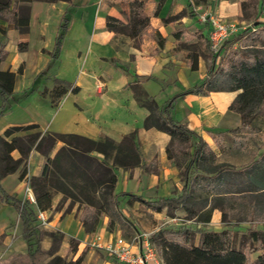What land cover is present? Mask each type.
I'll return each instance as SVG.
<instances>
[{
  "label": "crops",
  "instance_id": "crops-1",
  "mask_svg": "<svg viewBox=\"0 0 264 264\" xmlns=\"http://www.w3.org/2000/svg\"><path fill=\"white\" fill-rule=\"evenodd\" d=\"M137 1L149 21L145 32L133 38L116 36L106 28L107 16L124 24L130 22L132 0H61L55 3L32 0L26 35L15 29H7L5 33L7 56L0 63V69L16 72L22 65V71L15 75L10 108L0 116V135L9 127L37 125L42 133H72L92 140L109 137L118 142L123 135L135 131L141 161L132 168L117 170L114 192L126 191L143 200H153L176 196L183 179H179L174 159L167 157L170 134L153 127L143 128L148 111L137 103L134 89L144 91L161 108L168 99L198 84L206 76L211 63L210 49L202 46L205 40L208 41L209 29L200 14L216 16L238 27L244 24L241 26L244 30L248 28L249 19L243 17L242 9L251 0H208L199 5L192 4L191 0ZM263 15L258 13L255 22ZM64 16L68 22L61 43L62 51L50 74L47 73L50 56L42 50H51ZM6 25L0 20V28ZM19 43H26V49H17ZM192 55L197 58L194 70L190 68ZM39 73L42 75L34 83ZM48 75L51 78L47 79ZM54 79L69 82L77 87L78 92L68 91L52 105L50 98L43 96L41 90L42 87L49 90ZM32 85V92L21 97L24 92H29ZM239 92L221 90L204 95L188 94L177 101L171 116L185 123L189 130L200 136L208 149L214 151L226 144L230 128L240 127L239 115L228 109ZM35 97L41 102L39 107L31 102ZM11 112L18 116L10 118ZM174 140L178 144L181 141ZM189 141L194 144L196 139ZM227 143L240 147L231 140ZM56 149L51 156L59 147ZM38 155V151H31L28 160L33 162ZM11 156L17 159L19 153L13 151ZM37 174L33 171L31 175ZM17 179L15 172L8 174L1 178L0 186L12 194L19 188L14 184ZM124 201L129 200L124 198L120 202ZM213 206L209 211V221L199 222L198 228L216 232L230 228L236 234L250 228L249 222L245 221L238 225L230 222L224 227L221 212ZM211 226V230L208 229ZM98 236L103 242L110 240L101 231ZM194 236L193 244L197 245L200 233ZM263 251L264 248L256 250L255 258Z\"/></svg>",
  "mask_w": 264,
  "mask_h": 264
},
{
  "label": "trees",
  "instance_id": "trees-1",
  "mask_svg": "<svg viewBox=\"0 0 264 264\" xmlns=\"http://www.w3.org/2000/svg\"><path fill=\"white\" fill-rule=\"evenodd\" d=\"M36 1L55 3L61 0ZM191 1L192 4L199 5L207 3L208 0ZM31 2L32 0H0V20L7 24L4 28H0V63L7 55L4 41L7 29H15L19 34L26 35ZM260 2L262 5L264 0H260ZM246 8H243L242 11L244 12ZM130 17V22L124 24L120 20L107 16L106 28L114 32L116 36L139 37L145 32L149 17L143 13L142 6L137 0H132L130 4ZM61 19L53 49L51 51L42 50V53H47L50 56L49 66L56 63L62 48L61 43L68 18L64 16ZM239 40H244L249 44L234 49L227 47L228 44L232 45ZM254 41H260V45ZM17 49L25 50L26 43H19ZM209 57L211 63L206 71V76L198 84L192 85L191 88L168 99L161 108L157 107L144 91L138 90V88L134 89L137 103L148 111L143 122L144 129L153 127L160 131H167L171 136L168 145L174 139H179L182 142L196 139L189 161L181 171L183 180L177 196L143 200L140 196L126 191L118 194L114 192L117 181L115 167L132 168L141 161L139 149L136 146L137 132L135 131L123 135L118 142H115L109 137L92 140L72 133H42L38 130L37 125L9 127L0 135L2 150L0 180L8 174L16 172L26 161L30 152L35 150L45 157L40 173L30 177L33 206L36 211L50 210L53 196L61 194V200L70 199L72 203L84 205L79 219L85 224L91 209L100 212L97 205V194L100 189L113 193V204L116 206L119 205L121 199L127 198L129 201H139L152 210L161 211L169 204L184 203L191 196L192 190L197 188L207 195L217 196L213 207L221 212L223 223L233 222L234 225H238L244 221L264 222V152L238 168L228 163L216 164L205 166L201 173L192 174L196 164L201 160L203 150L206 149L208 154H211L212 150L208 149L200 136L189 130L185 123L178 122L171 116V110L177 101L188 94L204 95L208 92L221 90L233 92L240 90L228 109L239 115L240 128H253L254 121L264 107V22L253 21L251 27L248 26L225 40L220 50L215 54L210 52ZM190 58V68L194 70L197 66V58L195 55ZM21 71L22 65L16 72L0 69V116L10 108L15 75L20 74ZM42 73L35 76L34 83ZM33 85L29 92H24L21 97L31 93ZM68 91L76 93L78 89L67 81L54 79L53 86L49 90L43 89L41 93L43 96H48L50 103L55 105ZM153 109H156L155 117L151 115ZM29 130L36 132L21 134V136L13 135ZM7 137L10 139L6 140ZM231 141L232 143L236 142L239 146L242 145L236 140L231 139ZM57 142H61V146L50 157ZM13 151L19 153L17 159L11 156ZM166 152L167 157L172 158L169 146ZM108 160L111 161V164L108 163ZM24 175L25 170L18 178L23 179ZM0 204H10L17 212L22 227V239L26 245V254L28 260L33 263L42 249H40L41 235L36 225V211L32 208L31 202L28 199L18 200L15 195L6 193L0 186ZM209 219L208 212L203 215L200 222L206 223ZM96 222L97 219H94L93 227ZM91 229L87 228V230ZM197 232L200 233V239L197 245H194L193 235L195 232L186 227L159 229L157 235L163 264H264V251L257 255L254 261L250 258L252 252L264 248V240L259 230L248 229L242 232L238 246L235 244L237 234L233 229L226 228L220 232L201 229ZM76 245L77 243L74 246V251L77 250Z\"/></svg>",
  "mask_w": 264,
  "mask_h": 264
},
{
  "label": "rangeland",
  "instance_id": "rangeland-1",
  "mask_svg": "<svg viewBox=\"0 0 264 264\" xmlns=\"http://www.w3.org/2000/svg\"><path fill=\"white\" fill-rule=\"evenodd\" d=\"M247 4L248 6H246L247 8L243 12V17L247 20L249 19L248 26L251 27V22L255 21L258 13L259 16L264 14V2L261 5L260 0H251L248 1ZM258 21L264 22V17ZM241 26H244V24L239 25L236 33L243 30ZM254 42L257 45H260V41ZM53 44L50 47L51 50L53 49ZM234 44L236 45L235 47ZM234 44H228L227 47L233 49L244 47L249 44V42L239 40L235 41ZM202 46L210 49L207 40H205ZM54 65L48 67L47 73H53ZM49 78H51L50 75H48L47 79ZM43 89L46 88L42 87V90ZM39 101L40 100L36 97L33 100L31 99V102L36 106H38V103H41ZM11 113L8 115L10 118L18 116L15 112ZM151 115H153V117L156 116V109L152 110ZM258 130H260L259 133ZM34 132L36 131L29 130L26 132L15 133L13 135L21 136V134ZM227 134L228 138L225 140L226 144L224 143L222 147L215 149L211 154H208L206 149L203 150L201 160H199L196 164L195 168L191 172L192 174L201 173L205 166L216 165L219 163H228L233 167L238 168L263 153L264 107L260 115L256 118L253 128H230ZM9 139L10 137L6 138V140ZM231 139L243 143V147H233L229 145L227 142ZM57 146L60 147L61 142H57L54 148L56 149ZM193 147L194 144H192L189 140H184L183 142L180 141L179 144L173 140L169 145L170 153L172 155V159H174L179 179H183L181 171L188 163ZM1 153L2 150L0 146V155ZM119 159H121V156H119ZM44 160L45 157L40 153L33 162L29 161L27 158L15 172L18 178L23 170H25L23 179L18 178L14 181L16 187L19 186V188H17L15 192H11L21 201L28 199L35 211V206H33V192L31 191L30 186V177L32 176L31 174L33 171H36V173L38 172V174L40 173ZM108 161V163L111 164V161ZM119 168L120 167H115L116 173ZM10 185L11 184H9V186ZM27 187H29V191L26 189ZM173 193L176 194L177 192ZM112 194V192H106L101 189L99 190L97 194V205L98 211L100 212L91 209L86 218L87 220L85 224L87 225L79 219L84 205L72 203L70 199L61 200V194L54 195L52 198L51 209L45 211L47 223L43 225L40 224L39 221L36 222L37 230L41 235L40 249L42 250L36 256L33 263L28 260L26 254V245L22 239V227L21 222L18 219L17 212L10 204H0V264H120L112 256H109L105 250L95 248L91 245L98 236L99 231L104 233V236L108 239L120 235L127 241H131L132 238L140 232L146 233L148 234L152 245L155 247L157 254L161 258V246L159 245L157 231L159 229H177L187 227L192 232L196 231L195 234H197V230H201V228L197 227V224L201 221L203 215L208 213L211 207L216 203V196L207 195L197 188L192 190L191 196L184 203L169 204L161 211L152 210L142 203L131 201L119 202V205L116 206L113 204L114 200L112 199ZM30 196L32 197V201L30 200ZM94 219H97V222L93 227ZM247 225L250 227L249 229L259 230L264 240L263 221H259L258 223L249 222ZM223 226L225 227L229 225L224 223ZM200 227H203V225ZM87 228L92 229L87 230ZM211 228L212 226L208 227L210 230ZM235 230H238V228ZM242 232L245 231L237 232L235 242L237 246L239 245L238 241ZM195 238L196 236L193 235V240ZM76 243L77 250L74 251ZM255 254L256 250L250 254V258L254 259Z\"/></svg>",
  "mask_w": 264,
  "mask_h": 264
},
{
  "label": "built area",
  "instance_id": "built-area-1",
  "mask_svg": "<svg viewBox=\"0 0 264 264\" xmlns=\"http://www.w3.org/2000/svg\"><path fill=\"white\" fill-rule=\"evenodd\" d=\"M201 20L208 25V43L210 52L217 53L225 40L233 36L238 26L224 22L221 18L210 14H200ZM29 191V187L26 188ZM32 201V197L30 196ZM46 212L36 211V221L45 225L47 223ZM95 248H101L112 256L120 264H163L155 247L152 245L148 234L140 232L135 235L131 241H127L121 236H114L105 242L97 236L91 244Z\"/></svg>",
  "mask_w": 264,
  "mask_h": 264
}]
</instances>
